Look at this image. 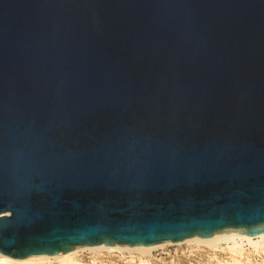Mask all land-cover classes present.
<instances>
[{
  "label": "water",
  "instance_id": "95a60500",
  "mask_svg": "<svg viewBox=\"0 0 264 264\" xmlns=\"http://www.w3.org/2000/svg\"><path fill=\"white\" fill-rule=\"evenodd\" d=\"M264 234V0H0V256Z\"/></svg>",
  "mask_w": 264,
  "mask_h": 264
},
{
  "label": "rangeland",
  "instance_id": "374dc122",
  "mask_svg": "<svg viewBox=\"0 0 264 264\" xmlns=\"http://www.w3.org/2000/svg\"><path fill=\"white\" fill-rule=\"evenodd\" d=\"M233 244L222 243L218 250L202 245L178 243L157 249L151 254L143 256L148 264H219V262L233 261L234 257L230 252ZM125 248V247H123ZM79 259L83 264H140L139 254H130L108 251L92 252L86 248H80ZM244 255H235L243 264H264V246L257 251L251 246H244Z\"/></svg>",
  "mask_w": 264,
  "mask_h": 264
},
{
  "label": "bare ground",
  "instance_id": "6f19581e",
  "mask_svg": "<svg viewBox=\"0 0 264 264\" xmlns=\"http://www.w3.org/2000/svg\"><path fill=\"white\" fill-rule=\"evenodd\" d=\"M222 243H226L228 245L233 244L230 247V252L234 257L233 261L229 262H219V264H243L239 259H235V255L243 257L244 255V246H251L255 248L257 251L263 249L264 246V234L257 237H249L245 234L240 233H228L215 235L211 239H203L200 237H195L189 240H186L184 244H195L197 246H208L215 251L220 248ZM172 243H165L162 245L154 246V247H146V248H128V247H88L89 251L92 252H102L108 251L110 253L120 252L124 253V251H128L130 254L137 253L141 257H139L140 264H148L143 258V256L151 254L152 251L164 248ZM80 249V248H79ZM76 249L74 252L69 254H62L59 256H39V257H31L25 260H15L9 257L0 256V264H83L79 259V254L81 250Z\"/></svg>",
  "mask_w": 264,
  "mask_h": 264
}]
</instances>
